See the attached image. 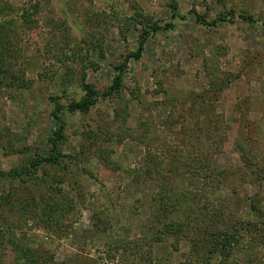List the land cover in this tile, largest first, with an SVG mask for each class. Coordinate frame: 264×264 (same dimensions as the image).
<instances>
[{"label":"rangeland","instance_id":"obj_1","mask_svg":"<svg viewBox=\"0 0 264 264\" xmlns=\"http://www.w3.org/2000/svg\"><path fill=\"white\" fill-rule=\"evenodd\" d=\"M0 264H264V0H0Z\"/></svg>","mask_w":264,"mask_h":264},{"label":"trees","instance_id":"obj_2","mask_svg":"<svg viewBox=\"0 0 264 264\" xmlns=\"http://www.w3.org/2000/svg\"><path fill=\"white\" fill-rule=\"evenodd\" d=\"M176 15L175 12H172V18H174ZM196 19L200 20V18L196 15ZM172 24L171 23H168L166 24L165 26H163L164 29H168V28H171ZM161 28L159 27H154V31H157ZM146 40V37L145 35H143L142 37H140L138 43H137V50L136 52H134L133 54H131V57L134 58V59H137L141 53V50H142V47H143V44ZM128 58H125V60L123 61V63L120 65V67L118 68V73L116 74L115 76V79H114V84L110 87L109 90H116L119 86V83L121 81V73L123 71V69L125 68L126 66V61H127ZM85 89H87V94H86V97L82 100H80L79 102H74V103H71L68 107L69 109H72V110H82V111H86L88 110V108L93 105L94 103V95H95V92L91 91L90 90V87L89 86H85ZM62 140V134H61V130L59 129L58 131H55L53 133V135L51 137L48 138V143L50 144L51 146V151L52 152H55L56 150V147H57V143L59 141ZM60 154H55V155H50L46 158H43L42 161H45V162H56V159H57V156H59Z\"/></svg>","mask_w":264,"mask_h":264}]
</instances>
